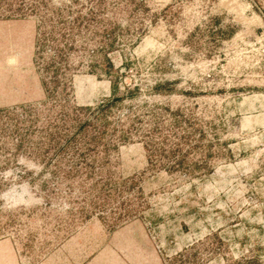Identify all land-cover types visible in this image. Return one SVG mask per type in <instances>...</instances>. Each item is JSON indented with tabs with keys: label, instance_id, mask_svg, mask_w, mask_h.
Here are the masks:
<instances>
[{
	"label": "rangeland",
	"instance_id": "rangeland-1",
	"mask_svg": "<svg viewBox=\"0 0 264 264\" xmlns=\"http://www.w3.org/2000/svg\"><path fill=\"white\" fill-rule=\"evenodd\" d=\"M105 104L128 137L108 165L43 159L50 117ZM131 178L143 217L100 190ZM62 245L65 264H264V0H0V264Z\"/></svg>",
	"mask_w": 264,
	"mask_h": 264
},
{
	"label": "trees",
	"instance_id": "trees-1",
	"mask_svg": "<svg viewBox=\"0 0 264 264\" xmlns=\"http://www.w3.org/2000/svg\"><path fill=\"white\" fill-rule=\"evenodd\" d=\"M53 32L54 28L52 27L50 35ZM66 36L70 40L74 39L73 28H69ZM41 39L40 47L42 48L48 39L52 41L54 37L46 38V33L42 32ZM64 48L62 52L66 53L71 51L73 46L67 43ZM63 58H65V54ZM61 60H56L54 57H51L49 63L42 67V73L49 74L48 79L44 78L41 81L47 97H53L60 84L58 78L60 68L58 65ZM115 87L116 83L114 82L112 88L114 89ZM107 108L108 104L99 105L94 108H77L72 114L60 113L53 118L50 117L48 119V126L42 131L48 136L47 140L44 142L39 141L36 144L37 149L41 151L43 159H48L47 161L50 162L52 159L61 160L69 156L68 163L72 166L71 171H69L71 178L76 177L79 173L87 172L98 167L103 168L108 165L109 160L106 157L104 159L99 158L98 153L116 150L118 143L124 142L128 137L125 131L115 139L117 126L107 119ZM17 130L19 129L17 128ZM153 157H155L156 161L161 155L154 154ZM128 181L129 184L126 186V181L119 183L117 181L106 180L102 182L100 190L103 193L111 191V197L113 195V197L121 198L123 193L128 196L129 199H127L125 211L121 217H143V212L146 207H141V204L135 203L138 199L143 198L142 191L135 179L131 178ZM252 263L251 261H246L242 264Z\"/></svg>",
	"mask_w": 264,
	"mask_h": 264
},
{
	"label": "crops",
	"instance_id": "crops-1",
	"mask_svg": "<svg viewBox=\"0 0 264 264\" xmlns=\"http://www.w3.org/2000/svg\"><path fill=\"white\" fill-rule=\"evenodd\" d=\"M73 248L69 245H62L58 247L51 255L47 256L40 264H63L66 261H70L65 255L73 254ZM77 252V250L75 251ZM65 256V257H64ZM81 257L80 261H74L76 264H85ZM8 264H16L14 262ZM65 264V263H64ZM91 264V263H87Z\"/></svg>",
	"mask_w": 264,
	"mask_h": 264
}]
</instances>
